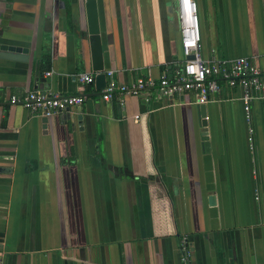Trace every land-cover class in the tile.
Here are the masks:
<instances>
[{
    "label": "crops",
    "instance_id": "1",
    "mask_svg": "<svg viewBox=\"0 0 264 264\" xmlns=\"http://www.w3.org/2000/svg\"><path fill=\"white\" fill-rule=\"evenodd\" d=\"M85 1L0 0V45L29 58L0 59V264H181L183 238L191 264H264V102L247 120L225 84L206 104L152 88L103 101L108 72L176 75L178 0H96L103 72ZM195 2L202 59L264 70V0ZM32 91L84 102L50 116L9 102Z\"/></svg>",
    "mask_w": 264,
    "mask_h": 264
},
{
    "label": "built area",
    "instance_id": "2",
    "mask_svg": "<svg viewBox=\"0 0 264 264\" xmlns=\"http://www.w3.org/2000/svg\"><path fill=\"white\" fill-rule=\"evenodd\" d=\"M177 22L183 61L173 78L163 77L159 82L140 78L131 86H125L116 83L113 73L108 72V81L100 93V98L109 101L116 93L138 95L140 91L152 88L162 97L190 92L195 95L198 104H206L222 91V85L225 84L231 89H241V101L246 119L250 120L251 104L255 101L264 102V70L247 57H238L231 61L202 59L195 0L177 1ZM189 57H193L192 60H188ZM78 81L83 85H89L93 83L94 77L92 74L82 73ZM9 102L33 114L50 116L82 105L84 97L32 91L22 96H11ZM179 249L182 254L181 264H191L186 238L181 239Z\"/></svg>",
    "mask_w": 264,
    "mask_h": 264
},
{
    "label": "water",
    "instance_id": "3",
    "mask_svg": "<svg viewBox=\"0 0 264 264\" xmlns=\"http://www.w3.org/2000/svg\"><path fill=\"white\" fill-rule=\"evenodd\" d=\"M86 19L88 26L89 42L91 46L93 70L95 72H103L102 46L99 33L98 16L96 0L85 1ZM193 57L187 58L192 60ZM0 59L17 62H28V50L16 46L0 45ZM97 79H105V74L100 73ZM41 82L48 81L41 78Z\"/></svg>",
    "mask_w": 264,
    "mask_h": 264
}]
</instances>
